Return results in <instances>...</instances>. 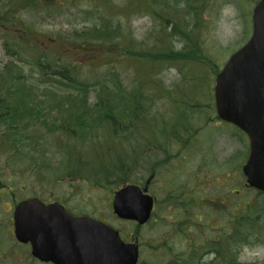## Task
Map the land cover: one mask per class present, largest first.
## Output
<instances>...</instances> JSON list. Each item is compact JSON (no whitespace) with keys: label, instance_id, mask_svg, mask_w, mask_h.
<instances>
[{"label":"trees","instance_id":"16d2710c","mask_svg":"<svg viewBox=\"0 0 264 264\" xmlns=\"http://www.w3.org/2000/svg\"><path fill=\"white\" fill-rule=\"evenodd\" d=\"M58 1L61 2L0 0V37L6 54L14 57L0 66V154L24 164L38 181L55 176L54 180H86L95 187L110 186L112 190L127 182H138L147 174L154 179L160 174L159 167L167 166L172 157L168 150L171 142L168 147L156 142L157 130L174 137V143L190 139L184 145L181 143L184 148L200 144L196 136L201 129L191 125V117L185 125L174 119L175 115H182L184 108L200 115L202 121L207 119L203 127L212 122L215 127L210 124L211 129H220L216 127L214 103L211 104L213 87L205 93L207 89L199 84L211 76L207 79L212 80L213 86L219 70L204 52L197 32L203 27L204 14L210 10L212 0H185L170 14L166 0H135L128 12H147L161 28L157 40L143 41L136 47L119 29L118 22L114 23L111 0H93L91 7L85 9L97 16L92 25L70 35L58 34V39L66 40H59L63 44H82L79 47L85 52L81 56L83 61L43 49L42 43L30 38L35 31L19 16L21 11L59 10ZM121 13L129 16L126 8ZM86 58L92 61L86 62ZM19 61H27L28 68L24 69ZM125 62L139 66L142 73L137 82L129 80V89L114 76L118 73L114 67L119 65L123 69ZM163 65L176 68L181 75L182 85L171 87L172 93L151 76ZM194 91L203 99L207 95L208 103L192 104ZM151 99L165 103L168 109L170 103H179L184 110L155 112L152 122L147 115ZM171 188L164 203L179 211L178 218L185 216L191 220L200 213L188 185ZM0 189H9L8 184L0 182ZM251 190L255 191L253 197L236 199L238 195L232 194L226 196L224 203L221 200L214 207V211L222 212L220 223L203 224L199 239L190 235L195 231L190 226L195 228V224L202 223H185V251L167 255V239L164 237L163 242L162 237V252L156 256V264H243L238 261V245L264 239V192ZM143 226L137 229L135 225L133 233L139 235ZM205 232L209 235L206 239Z\"/></svg>","mask_w":264,"mask_h":264},{"label":"rangeland","instance_id":"374dc122","mask_svg":"<svg viewBox=\"0 0 264 264\" xmlns=\"http://www.w3.org/2000/svg\"><path fill=\"white\" fill-rule=\"evenodd\" d=\"M60 1L61 2H57V5L60 6L59 10L49 11V9H46L35 13L21 11L19 16L22 17L21 19L23 22L29 24V26L35 31V35L30 36V38L36 39L39 43H42L43 45L41 47L43 49H48L52 52L60 54L65 53L74 59H80L83 61L81 56L85 52L80 49V45L82 44H63L59 41L63 38L58 39V34L70 35L74 30L86 29L92 25L97 16L96 14L85 12V9H89L91 7L93 0ZM166 1L169 5V14L174 12L177 8H180L183 2H185V0ZM212 1L213 3L210 10L206 11L204 14L202 21L203 27L198 29L197 32L202 40L204 52L210 56L219 67H221L229 55L246 41L251 30V10L255 1ZM135 2V0H111L110 2V6L112 8L111 15L113 14L115 17L114 23L118 22L119 29L124 31V34L127 35L134 47L140 46V43L143 41L151 43L154 38V40H157V37H160L161 35V32H159V29L161 28L158 22L155 21L149 13L139 10H136L132 14L128 12L129 6L131 4L134 5L133 3ZM125 8L127 9V14L129 16L122 15L121 11ZM188 19H190L189 15ZM100 53L101 52H98V54ZM12 59H14V57L6 54L4 41L0 37V66ZM85 61L90 63L92 60L86 58ZM19 63L23 65L24 69L28 68L27 61H19ZM125 63L126 67L123 69H121L119 65L114 67V69L118 72L114 76H116V80L123 87L128 86L129 89V80L131 78L134 82H137L140 79L141 68L136 65H130L128 62ZM94 65H97V63L95 62ZM82 70H84V67L81 71ZM151 76L161 82V85L169 91L168 93H172L174 91L172 88H176L178 86L181 87L182 85L180 84V73H178L176 68L169 65L161 66L155 72V75ZM210 77L211 76H208L207 78ZM207 78L203 83H199L201 84L202 89H207L204 90L205 93L210 92L208 89L210 86L213 87L211 84L212 80L210 81ZM182 91L183 90L179 93H182ZM200 92L201 94L203 93L202 90H200ZM211 94L213 95L212 92ZM194 96L195 101H190L192 104L208 103L207 95L203 99V96H198L197 91H194ZM212 103L213 100L211 99V104ZM165 109L166 112L171 111V113L177 111V109H185L181 112L182 115L180 116L175 115L174 117V115H169L168 117L173 116L176 122L180 125H185L187 119L189 120L191 117V125L198 130L201 129L199 132L200 135L198 133L196 138L199 137L200 144L204 143L209 149L210 173L206 176L193 179L190 175L184 173V171H177V167L184 168V166H180L179 164L181 163L180 156L183 151H178V148L186 150L182 148L180 142V140L183 139L174 143V137H168L165 131L157 130V133L159 134V141L156 142L168 144L167 147L171 142L168 150L173 155H176L165 164L167 166L161 165L159 167V177L154 176V180L151 183V188L156 199L153 210L154 216L152 217V219H154H151L142 228L140 227V234L136 235L138 236L140 251L137 264H156V256L162 252L160 251L161 246L159 244V240L162 237L163 239L161 240L163 242L164 237L167 239L168 253H170L167 255L172 256L181 250L185 251V223H202L195 224V228L191 227L192 229H195V231H193L190 235H192L194 240L196 238L199 239L201 234H198V232L205 227L202 226L203 224L210 225L217 224V222L220 223L222 212L214 211V207L220 205V200H223L224 203L225 199L230 197L232 194L238 195H236V199L253 197L255 195L254 190H246L243 186L245 177L241 172V166L245 160L248 150L247 139L244 135H241L240 133L237 134L232 128L224 126H222L224 131H220L218 134L214 129H211L212 126L209 127L212 122L203 127V122L206 123L208 120H200V115L197 116L196 113H190L188 111L189 108L183 109L179 103L174 105L170 103V107L168 109V106L165 103L159 102L158 104L155 99H151L147 115H149L150 120L153 122L154 115L156 113L163 114ZM159 118L161 119L162 116H159ZM212 118L214 117L212 116ZM217 128L221 127L218 126ZM140 130L143 129L140 127ZM170 133L174 134V131ZM222 133H226V136H223ZM165 135L167 137H165ZM195 157L198 156L195 155ZM186 166L188 167L187 163ZM0 173V182L8 184L9 187V189H0V264H34L31 260V256L29 255L28 246L20 244L14 239L11 222L12 209L15 201L31 197L33 195L38 196L42 200H47L48 202L52 200H61L63 201L62 203L72 209H75L76 211L96 215L110 225H113L115 228L122 230L128 241L130 239L133 240V232L135 229L134 223L130 224V222H124L116 219V216L111 210V195L113 189L111 190L110 186L98 188L86 180H69L67 178L54 180L55 176H52V180L45 178L44 180L38 181L27 172V168L24 164L19 162L16 163L15 161L12 162V159L7 157V154H0ZM147 175L149 176V174ZM8 178L9 181H6ZM203 183L206 185H203ZM219 183L221 185H219ZM176 185L181 186L182 188L186 185L190 187L189 190L191 191V198L197 200L198 206L200 207L201 221L197 220L195 215H193L191 220L185 216L178 218L177 215L179 214V211L177 209L170 208L171 205H166V202L164 203V198L168 195L166 192L171 194V187L176 188ZM229 190H232V192L230 191V193ZM202 196L209 197L210 200H202ZM164 207L169 208L165 210ZM156 234L157 236L155 237ZM205 234L206 236L204 239L209 237L207 232H205ZM238 251L239 262L243 264H263L264 239L256 243L251 242L249 244H240L238 245Z\"/></svg>","mask_w":264,"mask_h":264},{"label":"water","instance_id":"95a60500","mask_svg":"<svg viewBox=\"0 0 264 264\" xmlns=\"http://www.w3.org/2000/svg\"><path fill=\"white\" fill-rule=\"evenodd\" d=\"M248 40L233 52L215 77L217 116L248 138L242 166L246 183L264 192V0L252 8ZM136 184L114 191L113 212L139 224L149 217L152 197ZM16 240L29 242L31 253L54 264H135L137 246L124 242L116 229L88 215H72L58 201L29 197L13 209Z\"/></svg>","mask_w":264,"mask_h":264},{"label":"flooded vegetation","instance_id":"af4514ba","mask_svg":"<svg viewBox=\"0 0 264 264\" xmlns=\"http://www.w3.org/2000/svg\"><path fill=\"white\" fill-rule=\"evenodd\" d=\"M216 124L220 125V127H222V125L224 124V127H231L234 130H238L237 127L231 123L217 121ZM220 129H222V128H220ZM220 129H216L215 132H217L219 134L220 131H222V132L224 131L223 129L222 130H220ZM222 135L226 136V133H222ZM238 141H239V139H238ZM180 142L182 143V145H184L187 141L183 139V140H180ZM193 145L194 144H190L188 146V148H184V146H182V148L186 149V150H181L180 148H178V151H183L182 155L180 156L181 163H179V164H180V166H184V168L183 167H177L176 170L177 171H184V173H186L187 175H190L191 178L195 179V178L206 176L207 174L210 173V166H209L210 165V152H209V149L207 147H205V146L202 147V145H200L199 143L196 146H193ZM171 155H172L171 158H174L176 154L175 155L171 154ZM195 155H197L199 158L195 157ZM186 163L188 164V167L186 166ZM153 180H154L153 177H151V175H149V176H145L144 179L138 181L137 183L141 187L146 185L148 193L155 196L154 192L152 191V188H151V183L153 182ZM203 185H206V184L203 183ZM201 199L202 200L203 199L210 200L209 197H205V196H202ZM195 216L198 220L202 219L201 214L199 212L196 213ZM32 259H33L34 264H52L51 262H41L34 257H32Z\"/></svg>","mask_w":264,"mask_h":264}]
</instances>
